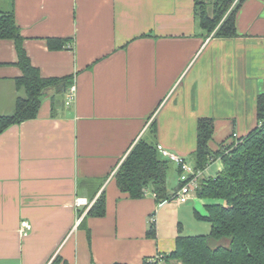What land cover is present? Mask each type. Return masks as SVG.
I'll return each mask as SVG.
<instances>
[{
    "label": "crops",
    "instance_id": "obj_1",
    "mask_svg": "<svg viewBox=\"0 0 264 264\" xmlns=\"http://www.w3.org/2000/svg\"><path fill=\"white\" fill-rule=\"evenodd\" d=\"M215 1L0 0V11L14 10L41 74L70 77L45 93L35 118L0 134V264H51L57 256L61 264H144L174 251L181 232H211L195 212L206 215V205L218 200L194 193L177 201L175 161L168 186L176 194L161 203L151 188L130 197L115 175L142 138L194 166L201 117L215 120V147L256 127L264 0H244L239 35L229 38L207 36L199 24L197 3L212 13ZM50 37L68 41L51 49ZM17 61L15 41L0 39V115L14 113L24 95ZM72 84L76 95L67 105ZM222 169L217 158L200 179ZM79 197L88 205L78 206ZM100 197L101 216L90 213ZM23 221L32 226L26 235Z\"/></svg>",
    "mask_w": 264,
    "mask_h": 264
},
{
    "label": "trees",
    "instance_id": "obj_2",
    "mask_svg": "<svg viewBox=\"0 0 264 264\" xmlns=\"http://www.w3.org/2000/svg\"><path fill=\"white\" fill-rule=\"evenodd\" d=\"M234 2L216 0L212 13L204 2L197 3L198 20L205 35L221 38L239 35L237 12L244 0H239L230 9ZM0 39L15 41L17 64L22 70L16 84L24 91V95L17 99L14 113L0 115L1 134L15 123L35 118L45 93L50 88L68 83L70 77H45L33 65L24 47L14 10L0 11ZM67 41L48 38L51 49H61ZM214 135V118H199L195 171H204L217 158L223 162V169L216 176L200 179L197 189L200 197L218 200L206 205V215L195 212L199 220L211 224V232L199 235L181 232L174 251L161 254L155 261L148 258L144 264H161L165 260L182 264H264V92L257 98V125L248 134L236 138L231 134L216 147L212 145ZM171 162L162 155L154 140L142 138L117 170V185L132 198L143 197L145 190L151 188L157 203L170 200L176 194L168 186ZM178 168L181 175L182 168L179 165ZM181 185L180 182L179 188ZM105 204V198L100 197L90 213L103 215ZM155 233V222L152 221L149 235L155 236ZM61 263L62 257L57 256L51 264Z\"/></svg>",
    "mask_w": 264,
    "mask_h": 264
},
{
    "label": "built area",
    "instance_id": "obj_3",
    "mask_svg": "<svg viewBox=\"0 0 264 264\" xmlns=\"http://www.w3.org/2000/svg\"><path fill=\"white\" fill-rule=\"evenodd\" d=\"M76 95V85L72 84L66 90V104L70 105ZM159 151L163 156L175 161L181 168L182 174L180 175L181 187L177 191L176 199L179 202H186L192 194L197 193L200 184L201 172L195 171L194 166L190 165L186 160L178 154L172 153L165 149L162 145H158ZM76 204L78 206L88 205L85 198H77ZM32 226L28 221H23L21 225V234L26 235L31 230ZM159 256L152 257L150 261H155Z\"/></svg>",
    "mask_w": 264,
    "mask_h": 264
},
{
    "label": "rangeland",
    "instance_id": "obj_4",
    "mask_svg": "<svg viewBox=\"0 0 264 264\" xmlns=\"http://www.w3.org/2000/svg\"><path fill=\"white\" fill-rule=\"evenodd\" d=\"M175 169V165H174V163L173 162H171V165H170V170H169V176H170V174H171V169Z\"/></svg>",
    "mask_w": 264,
    "mask_h": 264
}]
</instances>
